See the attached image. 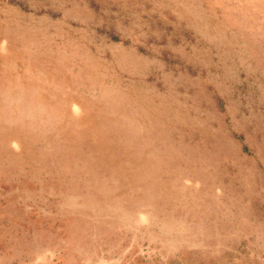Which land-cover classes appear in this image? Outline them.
<instances>
[{
  "label": "rangeland",
  "instance_id": "1",
  "mask_svg": "<svg viewBox=\"0 0 264 264\" xmlns=\"http://www.w3.org/2000/svg\"><path fill=\"white\" fill-rule=\"evenodd\" d=\"M0 264H264V0H0Z\"/></svg>",
  "mask_w": 264,
  "mask_h": 264
}]
</instances>
